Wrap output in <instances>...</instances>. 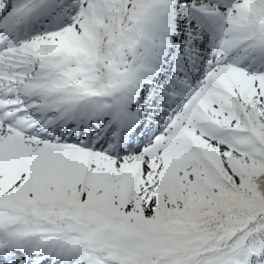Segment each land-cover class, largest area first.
Here are the masks:
<instances>
[{
  "label": "snow or ice",
  "instance_id": "snow-or-ice-1",
  "mask_svg": "<svg viewBox=\"0 0 264 264\" xmlns=\"http://www.w3.org/2000/svg\"><path fill=\"white\" fill-rule=\"evenodd\" d=\"M0 264H264V0H0Z\"/></svg>",
  "mask_w": 264,
  "mask_h": 264
}]
</instances>
